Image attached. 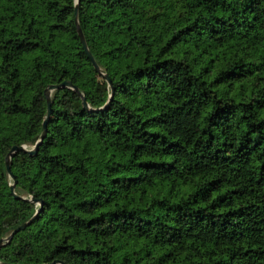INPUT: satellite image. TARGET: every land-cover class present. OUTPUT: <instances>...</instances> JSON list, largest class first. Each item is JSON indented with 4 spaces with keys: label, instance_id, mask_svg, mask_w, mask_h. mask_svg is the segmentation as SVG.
I'll return each mask as SVG.
<instances>
[{
    "label": "trees",
    "instance_id": "trees-1",
    "mask_svg": "<svg viewBox=\"0 0 264 264\" xmlns=\"http://www.w3.org/2000/svg\"><path fill=\"white\" fill-rule=\"evenodd\" d=\"M75 6L0 0V264H264V0H79L111 86Z\"/></svg>",
    "mask_w": 264,
    "mask_h": 264
},
{
    "label": "water",
    "instance_id": "water-1",
    "mask_svg": "<svg viewBox=\"0 0 264 264\" xmlns=\"http://www.w3.org/2000/svg\"><path fill=\"white\" fill-rule=\"evenodd\" d=\"M78 2L79 0H76V6H75V26H76V31H77V35H78V38L80 40V43L82 45V48L87 56V58L90 60L92 66L94 67V69L106 80L108 86H111V83H110V80L109 78L106 76V75H103L100 68L98 67V65L96 64L94 58L92 57L88 47H87V44H86V41H85V38L82 34V31L80 29V26H79V23H78ZM64 88H67V89H72L74 92H76L80 97H81V100H82V105L84 108H87V104L85 102V98L80 94V92L78 91V89L74 86H72V84L70 82H64L58 86H49L46 90H45V97H46V104H47V116H46V120L43 122V134L40 138V140L36 143V145L30 149V150H26L25 147H13L10 152L8 153L6 159H5V162H6V172L8 173V176L10 177V179L13 180V176L10 172V159L11 157L15 154V153H18V152H25L27 153L28 155L30 156H33L35 155V153L37 152V149L38 147L40 146V143L43 139V137L45 136V130H46V125H47V121H48V118L51 114V94L52 92L56 91V90H60V89H64ZM10 191H11V194L13 195V197L15 199H23L22 197H19L15 194L14 192V184H12L10 186ZM33 204L35 203V201H31ZM32 219H30L28 222L22 224L21 226H19L18 228H16L15 230H13L6 238H3V239H0V248H2L3 246H5L6 244L10 243L12 238L14 237V235H16L18 232L20 231H23L26 227H28L31 223H32Z\"/></svg>",
    "mask_w": 264,
    "mask_h": 264
}]
</instances>
